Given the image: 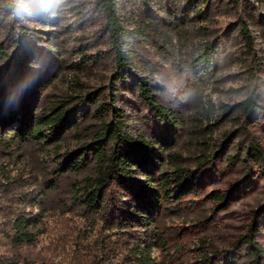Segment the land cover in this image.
Here are the masks:
<instances>
[{"label":"rangeland","instance_id":"1","mask_svg":"<svg viewBox=\"0 0 264 264\" xmlns=\"http://www.w3.org/2000/svg\"><path fill=\"white\" fill-rule=\"evenodd\" d=\"M116 2L129 66L166 108L176 141L158 142L169 127L122 77L99 0H0L2 49L13 52L23 36L35 40L36 75L15 86V100L29 101L35 114L78 111V123L59 140L48 128L41 138L22 139L12 131L17 122L0 124V264H140L141 253L151 255L147 264H199L205 253L213 264H228L223 250L264 205V171L245 153L251 138L264 148V0ZM209 50L212 67L204 61ZM4 66L0 53V71ZM251 95L262 108L248 115L242 102ZM117 119L135 138L149 140L154 153L153 161L135 165L130 184H146L150 174L159 188L177 167L200 180L196 193L164 192L151 222L112 221L113 196L120 191L126 203L132 200L116 181L107 183L101 210L84 202L86 179L108 162L95 150L103 126ZM100 143L108 155L113 144ZM81 156L82 164L67 170ZM232 184L239 191L227 209H217L213 191ZM19 215L31 240L17 237ZM258 238L264 246V218ZM236 264L251 261L241 251Z\"/></svg>","mask_w":264,"mask_h":264},{"label":"trees","instance_id":"2","mask_svg":"<svg viewBox=\"0 0 264 264\" xmlns=\"http://www.w3.org/2000/svg\"><path fill=\"white\" fill-rule=\"evenodd\" d=\"M99 4L106 15V24L110 30L114 46L117 53V63L120 70H124L122 77H130L133 83L139 88L140 95L149 104L155 117L162 121L168 129L158 135V142H162L165 147L174 144L176 141V132L173 129V120L166 111V108L159 104L150 89V86L144 78L138 76L129 66V60L123 52L122 39L127 33L126 28L121 24L117 10L116 0H99ZM0 53L4 55L5 66L0 71V124L2 127L18 123V127L13 128L22 139L41 138L44 131L49 129V137L53 140H59L62 134L78 123L76 108L68 110L53 109L49 113H34L31 110L30 102L27 100L16 101L13 96V90L18 84L31 82L36 73L31 67L32 56L35 53V40L23 36L16 40L15 49L8 53L0 46ZM204 61L210 67L213 66V56L211 50L207 52ZM28 90V88H27ZM93 99V98H91ZM244 111L251 115L258 107L255 96L251 95L242 102ZM101 140H108L113 144V148L108 155H105V147L100 143ZM95 147L96 155L100 160L108 161L100 171L98 177L87 178L84 186V202L89 209L93 211L101 210V205H105L109 199L104 195L107 183L116 181L124 188L132 191L131 203H126L123 199V192H118L113 196L115 214L112 221L125 224L128 222L147 223L153 220L151 214L157 206L164 201V192L171 194L175 192L178 195H188L196 193L200 186V180L189 170L177 167L171 175H163L159 181V188L153 186L152 176L149 174V182L133 186L128 181L132 179L134 167L137 164L146 161H153L154 153L152 144L149 140L138 139L125 130V122L117 119L114 122H106L103 126V138L98 140ZM246 155L257 163L264 171V148L254 139L246 147ZM85 160L84 156L76 158L73 164L69 165L67 170L78 168ZM239 191L236 184H232L226 190H214L213 197L217 201V209H227L230 205L229 199ZM112 201V200H111ZM110 202V201H109ZM252 221L246 231L241 234L231 248L224 249V262L236 264L239 259V253L250 258L251 264H264V246L259 241L258 235L262 227L264 218V205L254 209L252 212ZM14 228L17 237L20 239L31 240L32 233L27 230V222L23 215L16 218ZM202 247L205 244L201 242ZM135 252L139 248H134ZM137 255V254H136ZM140 264L151 263L150 254L137 255ZM213 258L205 253L198 261L199 264H213Z\"/></svg>","mask_w":264,"mask_h":264}]
</instances>
